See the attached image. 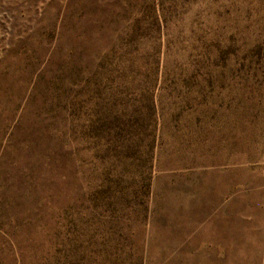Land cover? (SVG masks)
<instances>
[{
	"label": "rangeland",
	"instance_id": "obj_1",
	"mask_svg": "<svg viewBox=\"0 0 264 264\" xmlns=\"http://www.w3.org/2000/svg\"><path fill=\"white\" fill-rule=\"evenodd\" d=\"M0 264H264V0H0Z\"/></svg>",
	"mask_w": 264,
	"mask_h": 264
}]
</instances>
